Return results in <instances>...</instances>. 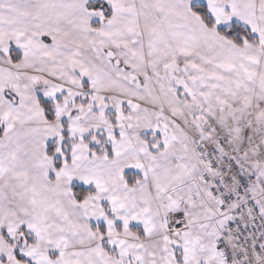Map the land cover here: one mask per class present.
Returning a JSON list of instances; mask_svg holds the SVG:
<instances>
[{
    "label": "snow or ice",
    "instance_id": "1",
    "mask_svg": "<svg viewBox=\"0 0 264 264\" xmlns=\"http://www.w3.org/2000/svg\"><path fill=\"white\" fill-rule=\"evenodd\" d=\"M0 264H264V0H0Z\"/></svg>",
    "mask_w": 264,
    "mask_h": 264
}]
</instances>
